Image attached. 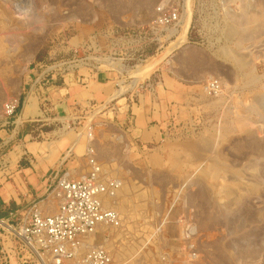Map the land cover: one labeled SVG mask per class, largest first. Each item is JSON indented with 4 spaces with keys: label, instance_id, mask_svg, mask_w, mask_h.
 I'll use <instances>...</instances> for the list:
<instances>
[{
    "label": "rangeland",
    "instance_id": "1",
    "mask_svg": "<svg viewBox=\"0 0 264 264\" xmlns=\"http://www.w3.org/2000/svg\"><path fill=\"white\" fill-rule=\"evenodd\" d=\"M160 9L175 10L178 25L151 29ZM263 18L264 0H0L2 108L37 64L87 49L111 59L118 41L114 68L100 70L116 85L110 103L65 123L76 128L69 155L87 165L91 148L102 178L121 184L103 197L120 226L91 240L111 264H264ZM210 80L217 95L204 89ZM172 83L184 86L182 97L169 102L164 133L143 143L130 131V108ZM59 179L20 214L54 213ZM15 210L0 206V264H52L16 235Z\"/></svg>",
    "mask_w": 264,
    "mask_h": 264
},
{
    "label": "crops",
    "instance_id": "2",
    "mask_svg": "<svg viewBox=\"0 0 264 264\" xmlns=\"http://www.w3.org/2000/svg\"><path fill=\"white\" fill-rule=\"evenodd\" d=\"M84 37L79 39L83 41ZM64 50L66 53L69 47ZM32 71L34 75L30 73L19 90L18 110L9 125L1 122L0 99V206L15 203L20 210L12 212L14 216L21 215L24 206L44 197L53 182L63 175L73 179L87 171L83 159L69 155L72 145L76 149L73 140L76 128L67 130L65 123H75L98 105L106 106L116 86L112 73H93L80 67L55 78L41 90L35 86L37 68ZM166 86L160 85L156 98L138 99L130 108L129 120L126 117L133 137L143 143L164 133L171 109L169 102L182 97L179 91L184 86L173 83Z\"/></svg>",
    "mask_w": 264,
    "mask_h": 264
},
{
    "label": "built area",
    "instance_id": "3",
    "mask_svg": "<svg viewBox=\"0 0 264 264\" xmlns=\"http://www.w3.org/2000/svg\"><path fill=\"white\" fill-rule=\"evenodd\" d=\"M179 19L175 10L160 9L151 29L175 27ZM138 34L139 37L146 35L145 31H139ZM117 43L112 46V57H107L115 61H118L115 58L119 52L116 49ZM123 50L127 52V46ZM87 53L88 49L70 58L38 65L35 86L45 90L55 78H62L68 71L80 67H86L93 73L100 71L103 58L89 57ZM139 62H143L142 59ZM205 87L208 95L220 93V83L216 80H210ZM16 110L17 101L3 105L4 125L11 124ZM87 137H91L90 133ZM86 153L87 173L76 179L61 177L50 194L58 202L56 211L43 215L36 206H32L21 214L18 232L14 231L26 245L35 249L37 255L47 256L52 264H111L108 251L102 246L93 245L91 240L101 228L120 226L118 213L103 206V197L113 198L120 188V181L103 179L101 166L93 150L90 148Z\"/></svg>",
    "mask_w": 264,
    "mask_h": 264
},
{
    "label": "bare ground",
    "instance_id": "4",
    "mask_svg": "<svg viewBox=\"0 0 264 264\" xmlns=\"http://www.w3.org/2000/svg\"><path fill=\"white\" fill-rule=\"evenodd\" d=\"M263 20H264V18H263ZM263 20H262V22H263ZM188 22H189V18H187V25H188ZM178 24V23H177ZM186 25V26H187ZM187 28V27H186ZM259 29V28H258ZM261 29V28H260ZM175 31V30H174ZM248 34V33H247ZM3 49V48H2ZM115 62L116 61H114L113 59H104L103 61H101V63L102 64H104L105 65V67L106 66H110V67H113L114 65H115ZM114 68V67H113ZM122 69V68H121ZM144 73V72H143ZM248 74H250V73H248ZM140 78H141V76H140ZM139 77H136V80H138V79H140ZM252 82V81H251ZM134 83V82H133ZM206 86V85H205ZM205 90H206V87L204 88ZM207 91V90H206ZM122 92H123V90L119 93V92H117V94H122ZM221 92V91H220ZM221 97V96H220ZM261 108V107H260ZM65 157V156H64ZM215 168V167H214ZM255 171H256V169H255ZM120 186H121V184H120ZM33 249V248H32ZM32 251H34L33 253H35V255L37 256V257H39V258H41V255H37L36 254V251H35V249L34 250H32ZM38 258V259H39ZM41 264H43V262H41Z\"/></svg>",
    "mask_w": 264,
    "mask_h": 264
},
{
    "label": "water",
    "instance_id": "5",
    "mask_svg": "<svg viewBox=\"0 0 264 264\" xmlns=\"http://www.w3.org/2000/svg\"><path fill=\"white\" fill-rule=\"evenodd\" d=\"M188 10H189V13H190V18H189V23L191 22V12H190V9H189V5H188ZM190 25V24H189ZM189 25H188V27H187V29H186V32L183 34V38H185V36L187 35V31H188V29H189Z\"/></svg>",
    "mask_w": 264,
    "mask_h": 264
}]
</instances>
